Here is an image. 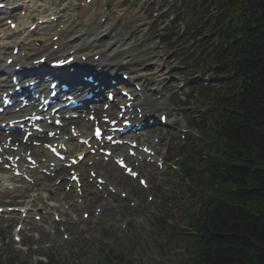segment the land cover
Masks as SVG:
<instances>
[{
    "label": "trees",
    "instance_id": "1",
    "mask_svg": "<svg viewBox=\"0 0 264 264\" xmlns=\"http://www.w3.org/2000/svg\"><path fill=\"white\" fill-rule=\"evenodd\" d=\"M205 3L219 12L196 62L227 79L206 96V158L194 177L203 210L189 223L185 264H264V0Z\"/></svg>",
    "mask_w": 264,
    "mask_h": 264
},
{
    "label": "rangeland",
    "instance_id": "2",
    "mask_svg": "<svg viewBox=\"0 0 264 264\" xmlns=\"http://www.w3.org/2000/svg\"><path fill=\"white\" fill-rule=\"evenodd\" d=\"M164 1L166 0L162 2L157 0L155 6L164 4ZM77 2L81 1L77 0ZM122 6L125 7V5ZM164 7H166L165 4L161 8ZM152 11H155L153 7L147 10V17L149 12V17L151 16ZM132 12L131 7L126 20H120L117 23L120 29L118 41L135 46L131 54L138 52L137 50L145 45L147 38L151 41L148 40V44L153 45L155 43L152 40L153 34L157 30L153 29L152 33L144 35V25H135L132 29L134 20H139L137 16H131ZM158 25L160 22L155 21L154 27L158 28ZM80 30L91 32L92 28L83 24ZM176 52V50L167 52L166 55L157 56L154 60L157 70L161 71L155 81L158 87H164L165 96L169 95V91L185 94L188 86L181 85L194 76L193 71H187L181 67V59L176 58ZM140 57L143 58V55ZM148 64H143L146 65L145 69L149 68ZM177 65V69L170 71ZM197 78L201 80L202 76L199 75ZM176 100L177 97L173 96L174 104ZM170 110L174 112L172 108ZM192 112L197 113L195 110ZM180 124L183 128H179L177 135H170L172 137L169 141L171 151L182 144L181 130L185 131L186 128L182 121ZM172 153L176 155L175 151ZM176 167L167 165L161 174L149 176L150 189L147 191L139 187L136 182H133V189L131 186L123 188L120 186L123 193L114 195L118 202L112 199L108 207L115 209V212L109 216L108 208L104 209L101 214L103 218L101 223H94L96 209L88 211V218L84 216L82 218V212L78 211L77 216L69 220L66 217L61 218L60 225H55L57 232L55 235L48 225L53 221V216L45 215V210L40 215L42 220L48 216L49 223L43 224V227L40 226L42 222H36L32 215L26 219L19 213L5 214L0 217V264H4L2 255L9 250L15 251L19 259L27 264H36L38 259L36 255L51 257L57 261V264H182L189 256L186 242L179 233L170 235L168 231H161L157 226V220L161 219L167 228L171 226L174 232L186 229L188 214L194 210V199L191 195L190 198L188 196L190 193L187 191L188 182L182 179ZM156 170L158 171V168ZM14 195V198L18 199L22 191H17ZM31 198L33 197L26 202H33L34 198ZM0 202H4L1 196ZM36 206L42 211L40 205ZM29 207L32 208L31 204ZM21 224H24V229L20 237L23 243L34 244L33 249L26 250L18 244L13 246L11 243L14 235L19 232Z\"/></svg>",
    "mask_w": 264,
    "mask_h": 264
},
{
    "label": "bare ground",
    "instance_id": "3",
    "mask_svg": "<svg viewBox=\"0 0 264 264\" xmlns=\"http://www.w3.org/2000/svg\"><path fill=\"white\" fill-rule=\"evenodd\" d=\"M8 3H11L12 0H7ZM52 4H55L56 7L60 4V0H51ZM65 9V7H63V9H54L52 8V13L50 15H54L57 20H59L60 22L59 23H63L64 21V25L66 27L67 30H70L71 26L73 25V21L74 19L73 18H65V16L67 17V15H65L63 13V10ZM38 19H42L44 20V18H38ZM51 25L50 23H48V21L44 20L43 23H46ZM32 23H35L36 24V30L35 31H30V27L25 30L24 32V36L23 37L24 39L21 41V38L19 39H15L14 41H12V48L11 50H13L14 47L18 46L19 47V54L14 57V63L15 65H18V66H22L25 70H26V73L24 74H20L18 75L19 79H20V85L24 87V83L25 82H29L30 80H33V79H28V77H34L35 79H39L40 84H37L38 86L36 87L38 89L39 92H43L44 91V88L42 87L41 85V82L43 81V78H46L48 76V73H51V71L49 70V63L57 58V57H61L64 53H68L70 52V50H74V57H75V60H74V63L76 65V67H79V68H83L84 66H87L89 65V67L94 64V61L91 60L90 58V53H84L82 52L83 50V45L80 44H72L70 43L69 41H66L64 39H62L63 35H64V31H57V29L55 28L53 32V36L54 35H57L59 37L58 39V42L56 43H53L52 45H58V50L57 51H54L50 46L46 47L45 49L43 48L44 46L41 45L39 47H36L35 45V41H37L38 38L37 36L39 35V32L42 30V25H38V21H35V22H32ZM16 31L14 32H10L8 33V35H12V34H15ZM82 34V33H80ZM79 35V34H77ZM82 36L79 37V39L81 38ZM78 39V40H79ZM111 43H106L105 45V48L106 49ZM44 51V54L41 55L39 58L37 59H31L30 57L32 56V52H36V53H40ZM23 54V56H22ZM95 55V54H94ZM12 56V54H11ZM42 56H47V59H46V62L44 63V65H39L38 68L36 69V67L33 65V61L34 60H38L40 59ZM82 56H86L87 57V60L85 63H82L81 62V57ZM6 60L7 58L4 60V63H2V58H0V73H2V78H0V89L2 91H7L8 89H12L13 86L10 84L9 82V78L8 76H6L7 74L13 72V67H14V64L11 65V66H7L6 64ZM126 60L125 58L122 59L120 62H121V66L119 67V69H116V70H113V71H109L107 73L109 74H113V75H116L118 73L119 70H121L122 68H124V65H123V61ZM97 67H101V64L100 62H98L96 64ZM28 67H30V70H28ZM102 68L105 70V66H102ZM47 74V75H45ZM132 74V73H131ZM58 77H63L64 80H67L71 77V75H68V77L66 76V74H63V73H59ZM132 80H138V79H142V77H137V76H131L130 77ZM104 79V78H102ZM79 81V78H74L72 79L71 81V84L72 86L75 85L76 82ZM86 88H90L92 90H94L95 88L92 86V85H85ZM119 101L118 103L119 104H124L126 101L124 100V98H121L119 97L118 98ZM152 102V100L150 99V96H147V95H144V98L141 99L139 96H137V98L135 99L134 101V105L136 107H140V108H143L145 113L144 115H146V113L148 112L146 109H147V106ZM166 105L165 102H161L159 104V106L161 108H163L164 106ZM94 109L96 110L97 112V105H95ZM109 114L110 115H116V107L115 105H112L110 111H109ZM162 114H160L158 116V118H160ZM97 117H99V114L97 113L96 114ZM23 117V116H22ZM18 118V117H17ZM10 120V117L8 114H4V115H0V122H7ZM137 122H141L140 120H137ZM175 123V121L173 120H168L167 121V124H173ZM76 127L77 129H79L80 132H82L83 135H88L89 133V130H90V127L92 126V123L89 122V121H85V120H78L76 123ZM15 134H16V138L19 134H21L20 131H15ZM70 136V135H69ZM6 138V137H5ZM144 138V137H143ZM55 142H57L56 140H54ZM14 142V140H12V143ZM70 143V145L74 146L75 148H77L78 150H81L80 152L83 151V146L81 145H78L77 144V140H75L74 138H72V136H70V139L67 141ZM26 149H30L31 150V155L32 156H38L39 154L40 155H44L46 154V152L42 149V148H38V149H33L31 146L28 145V143H21L19 144V153L21 151H24ZM79 152V151H78ZM19 153H14L13 156L15 155H19ZM120 155L121 156H125V153L124 152H120ZM71 156V155H70ZM91 157V156H90ZM92 157H95V156H92ZM103 159L104 157L101 156ZM88 160H94L92 158H88ZM128 161H130V158H128ZM48 161L46 160L44 163H42L43 167H46ZM96 165H105V169L108 170V171H105L103 172V176L107 177V179H109L110 181L112 182H117L118 183V186H122L124 187V183H127L129 185H132V180H129L127 177L121 175V173L115 169L111 164H108V163H105V164H102L100 162H96ZM78 168V171L80 172V178L82 179V177H84L86 175V164H83V165H78L76 168H73V169H77ZM89 170H93V167H89L88 168ZM57 170H58V176L61 177V175H64V173L66 172L67 169L63 168L62 165H59L57 167ZM34 171H37V169H35ZM33 170H31L30 173H33L34 172ZM56 172V171H55ZM101 176V177H103ZM104 179V177L102 178ZM47 183H45V188L47 190H50V191H55L57 192L54 196H58L59 195V192H60V186L59 185H56V184H51V183H48L49 180L48 179H45ZM62 181H67L66 177L63 176L62 178ZM68 182H66L67 184ZM7 187V185H6ZM41 187V186H40ZM85 187L88 188L87 190V195H85V197L83 198V202L85 201L87 204H90L91 202H94V200H98V192L96 190H94V187L92 186V188L90 186H88L87 184H85ZM90 189V190H89Z\"/></svg>",
    "mask_w": 264,
    "mask_h": 264
}]
</instances>
